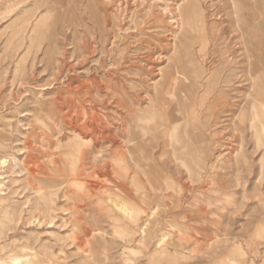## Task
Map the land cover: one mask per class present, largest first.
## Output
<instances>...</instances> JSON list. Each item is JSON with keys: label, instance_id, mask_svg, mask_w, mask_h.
<instances>
[{"label": "rangeland", "instance_id": "1", "mask_svg": "<svg viewBox=\"0 0 264 264\" xmlns=\"http://www.w3.org/2000/svg\"><path fill=\"white\" fill-rule=\"evenodd\" d=\"M182 1L0 0V214L9 216L0 264H264V135L245 106L255 82L264 103V64L254 60L250 74L236 25L237 12L250 40H264L251 16L262 20L264 0L187 3L190 31L179 28ZM179 37L186 48L174 46ZM188 50L204 65L195 88ZM234 59L237 75L219 93L208 78ZM160 69L175 74L176 97L153 92ZM147 108L155 118L137 121ZM180 116L205 135L182 147L201 150L190 171L162 134ZM123 121L144 135L125 140ZM81 126L93 134L77 152L68 143ZM135 142L146 153L136 150L138 165L126 152ZM136 173L144 202L131 184ZM33 175L62 183L42 199ZM117 195L156 213L147 224L142 211L132 219L114 205Z\"/></svg>", "mask_w": 264, "mask_h": 264}, {"label": "bare ground", "instance_id": "2", "mask_svg": "<svg viewBox=\"0 0 264 264\" xmlns=\"http://www.w3.org/2000/svg\"><path fill=\"white\" fill-rule=\"evenodd\" d=\"M197 2H199V1L198 0H184V1H182L178 5V9L180 11V18H181V21H180V24H179L180 30L181 29L183 30V28H184L185 30L190 31L192 29V22H191L192 21V18H191V15H190V10L186 6V4L187 3H190L192 6L195 7L197 5ZM233 3L235 4V0H233ZM184 12L186 13V15L184 14ZM261 15H262V20L260 21L258 19L257 13L254 12V11L251 12V16H252V18H253V20L255 22L253 24L254 28L260 29V31L264 32L263 29H261V27L259 26V24H262L263 25V28H264V10L262 11V14ZM236 16H237L236 25L240 29V33H241L240 35H241V37L243 39L244 47L246 48L247 53H248V56L247 57H248V60H249V70H250V74L252 75V70H253V68L255 66V63H257V64H264V53H263L264 52V40L258 39V41H256L257 46L254 47V45H256V43L255 42L253 43L252 42L253 40H250V37H249V36H251L252 33H249L248 29L246 28V25L248 24V20L245 17H241V15H237V12H236ZM253 39H255V38H253ZM185 44L186 43H185V41L182 38L174 41V46H180L181 47V45H183V47L186 48ZM252 46H253L254 50L251 49ZM187 55H188V61L190 63L191 68L189 70L190 72L186 75V79L188 80L189 86L191 88L192 87L195 88V84L196 83H199L201 81V79L203 78V73L205 72L204 71V68H203L204 65L202 66V64L199 63L200 61L198 62V60H199L198 58L199 57L197 58L198 60H196L194 58V56L192 55V52L191 51L188 50L187 51ZM221 56H222V54H221ZM227 58H228V56H227ZM230 59L231 58H229V60ZM222 60L223 59H221L220 62ZM254 60H255V63H254ZM231 63H232V66L231 67L228 66V68L226 70H224V72H223L222 75L219 74L220 75L219 77H218V75H216L214 73L212 76L210 75V77L208 78V83L209 82H212L213 81L212 79H214L216 81V83L219 84V87L217 89L219 93H224V92L228 91L229 90L228 83H230L232 81V79L235 78V76L237 75L236 69L238 68V66H237V63L238 62L234 59V60H232L230 62V64ZM225 65L227 66L228 64L226 63ZM225 65H224V67H225ZM222 68H220V70H223ZM157 74H158L157 76H159V77L152 82V86H153V89H154L153 92L155 91V94L167 95V97L168 96L169 97H176V94L177 93H176V79H175V74L174 73H171L170 74V73H168L166 71H163L162 69H160ZM253 78L256 79L255 75H253ZM251 89H253L252 98L248 102H246L248 104L245 105L246 107H249V109H250V115H251L250 125L254 128L255 134H258V131L255 128V122L260 123L259 132H261L264 135V119H263L264 103H263V100L261 98L257 97L256 94H255L256 93V89H257V83L256 82H255V85ZM157 104H159V103H157ZM157 104H155V106ZM151 106H154V105H151ZM179 106H180V104H179ZM245 106H243V108H242L243 113H244V110H246V107ZM181 108H182V106H181ZM160 110H161V108H160ZM161 113H162V111H161ZM162 115H163V113H162ZM135 118L137 119V121L138 120L147 119V118L149 120H152V119L155 118V111L152 112L148 108L145 109V110H143V111L141 110V113L138 112ZM162 118H163V116H162ZM180 118H181V116L176 119V121L174 122L175 124L172 127H170V128L169 127H165V129L163 128L162 134L166 135V139L165 140L163 139V140H164V142L166 143L167 146H169V147L172 148V154H173L174 158L177 161L180 162L179 164H181L188 171H190L192 169V166L193 165L200 167L198 164L194 163V160L201 159V161H202V158H201V150H200V148H192L188 153H184L182 151V147H184L187 144L190 145V144H195V142H197V141H202L203 139H205V135L201 131H199L197 133L190 132L187 129V125H188L189 122H187L186 119L181 120ZM236 118H238V117H236ZM244 118H246V117H244ZM164 119H166V118H164ZM156 122H158V120ZM122 123H125L124 124L125 125V127H124V129H125V137H126V138L124 137L125 140H129V142L132 143V141H134V135L135 136L136 135H139V136L144 135L143 131L142 130H139V128L137 127V125H135V123L133 124V123H131V121H126V122L123 121ZM179 125H181L180 126L181 129L183 128L182 130H180ZM162 126H163V124H162ZM74 130L75 131L73 133V136L70 137L71 138L70 139L71 142L68 143L69 144L68 146H69V148L70 147H75L76 149L75 148L74 149L78 152L80 143L86 144V141H87L86 138L88 137L87 136V131H89L90 133H92L93 130H92L91 127L90 128H87L86 126H81V127L77 128V129H74ZM211 134H213V133H211ZM89 137H90V135H89ZM152 137L153 138H156L157 137V133H153ZM145 138H143V139H145ZM90 139H93V137L91 136ZM95 139H97V138H95ZM240 140L241 139H239V141ZM240 142H242V141H240ZM126 149H127L126 150L127 156H129L130 159H133V161L136 164H137V162L135 161V156H136L135 152H136V150L138 151L139 154L142 155L143 158L146 159V155H145L146 153H144L145 151L140 148V143L135 142V144L133 145V147H129L128 146ZM71 150L72 149L66 150L65 151V154H67V155L68 154L69 155L72 154L73 152ZM236 150H238V149H236ZM79 154H81L82 157H83L86 154V152L85 151H81V153H79ZM241 154H242L241 151H237V153H236V159ZM120 155H121V157H120L119 160L120 161L121 160L122 161L125 160V157H126L125 153H121ZM234 155H235V153H234ZM243 156H245V155H243ZM246 157L248 158V156H246ZM4 162H5V160L2 161L1 163H4ZM240 162H242V161H240ZM259 163H260V167L261 168H264V150L262 151V153H261V155L259 157ZM138 167L141 168L140 166H138ZM123 169L126 171L127 170L126 166L123 167ZM142 172L144 173L143 170H142ZM144 175H145V173H144ZM32 178H33V180L36 183V184H33L32 185L33 191H35V193L40 198H42V199L43 198H46V196H47V192L45 191V188L46 187H50V189H51L52 187H54V186L59 185V184L62 183V182H58V181H54V180H49V179H45V178L42 179V178H39L38 176L36 177V175L34 177H32ZM131 181H132L131 184L133 185L134 194L137 195V197H139L141 200H143L142 202L146 201L149 198V194L145 190L144 185L141 182L140 174L139 173H136L135 175H133L131 177ZM165 184H166L165 185L166 186L165 189L168 190V188L170 187V182L169 181H165ZM151 185H152V189H153V184H151ZM175 186H176V189L179 190V185H177V183H175ZM117 198H118V202H115L114 205L117 206L119 209L123 210L124 212H128V215L130 217H132V219L133 218H137V214L142 211V212L145 213V215L147 217L145 219V222L147 224V222L150 220V218H152L155 215V213H156V208H151V212L150 213H146V211L144 210V208L138 206L137 203H134V202L130 201V199L128 197H125L124 198V197H120V196L117 195ZM176 202H177V200H176ZM6 218L8 220L9 219V216L7 217V215L5 216L3 214L2 215L0 214V231H1V228H2V224H3V222H4V220ZM143 231L145 232V229ZM14 259H17V257L16 258H13V262H14ZM17 264H21V262H19ZM43 264H50V263H43ZM233 264H235V263L233 262Z\"/></svg>", "mask_w": 264, "mask_h": 264}]
</instances>
